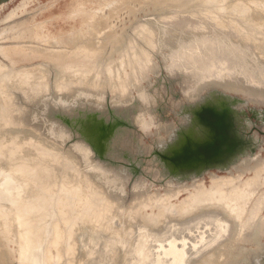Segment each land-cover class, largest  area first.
Instances as JSON below:
<instances>
[{"label":"bare ground","instance_id":"6f19581e","mask_svg":"<svg viewBox=\"0 0 264 264\" xmlns=\"http://www.w3.org/2000/svg\"><path fill=\"white\" fill-rule=\"evenodd\" d=\"M147 1L52 0L61 12L44 18L45 4L9 29L19 33L0 36L13 41L0 60V248L8 264H264V148L257 156L251 146L208 175L173 161L215 141L206 119H222L226 102L204 90L264 98L262 0ZM146 3L120 37L116 18ZM178 20L179 29L167 23ZM80 41L82 57H60ZM164 46L171 61L160 57ZM212 76L218 80L199 84ZM177 81L182 94L172 85ZM47 92L54 99L44 100L46 111L61 117L52 122L71 120L90 143L67 145L53 135L81 134L32 124L30 102ZM64 92H73L78 105L90 104L80 97L91 93L120 106H78L74 114ZM172 109L180 127L165 129L168 139L153 147L138 144L136 127L120 124L145 131ZM113 117L114 134L124 135L99 141L94 133ZM200 129L209 135L200 138Z\"/></svg>","mask_w":264,"mask_h":264},{"label":"rangeland","instance_id":"374dc122","mask_svg":"<svg viewBox=\"0 0 264 264\" xmlns=\"http://www.w3.org/2000/svg\"><path fill=\"white\" fill-rule=\"evenodd\" d=\"M21 0H15L14 2H12L10 4L9 7H7L5 10L8 11L9 8H12L14 5L18 4ZM50 0H36L34 2H32L29 6H28V12H26L24 14V17H28L30 15H33L34 13L39 11V8L45 4H47ZM62 2L64 0H61ZM255 2H260L261 1H257L254 0ZM51 2V1H50ZM48 3V6L44 9V18H47L49 16H51L52 14H57L59 12H61V8L60 5H56L51 7ZM60 3V1H59ZM147 3H151V0H148ZM147 3L146 5H144V9L143 6H140L142 4H138L135 7V12L132 10L129 11L128 10H124L123 13H121L122 15H120L119 19L116 18V20L114 21V23H116L117 28L121 29V27L123 28L120 34L123 36V34L125 33L126 29L128 28V26H130L139 16L140 12H144L147 10ZM262 4L264 5V0H262ZM62 5V4H61ZM140 7V9H139ZM53 9V10H52ZM138 9V10H136ZM151 9H153V7L151 6ZM48 10V11H47ZM47 11V12H45ZM122 12V11H121ZM46 13V14H45ZM124 16V17H123ZM123 17V18H122ZM149 19L151 20H157V18H155L153 15H150ZM120 20V21H118ZM124 20V21H123ZM161 22V20H158ZM120 22V23H119ZM125 22V24H123ZM163 22V21H162ZM120 25H119V24ZM168 25H170V28H175V29H179L182 26V22L180 20L174 22H167ZM3 27V24L0 22V28ZM119 31V30H118ZM91 38H94L93 35H95L94 33H89ZM97 36V35H96ZM99 36H97L98 38ZM43 38V37H42ZM164 38L167 39V37L164 36ZM45 41L50 40L48 38H43ZM111 43L107 44V49L108 47L114 46L111 45ZM109 45V46H108ZM78 49L76 48L75 51L72 52H59L58 54H61L60 57L64 58V59H72L76 56L82 57L83 54H85L84 52V48H82L81 46V41L80 43L77 45ZM54 49H57L54 46ZM92 50L97 51V48H94ZM169 52H170V47L169 46H164V48L162 49V53H160V57L162 59L167 58V60L171 61L172 58L169 56ZM37 60L34 62L36 63ZM171 74V73H170ZM182 74L179 75V78H182L181 76ZM172 78V75H171ZM170 76L168 79H164L163 82L164 83H170ZM218 80L215 76L212 77H208L206 78L204 81L201 80L199 81V84L205 83V82H212V81H216ZM173 87L176 88V91L180 88V84L179 82H172ZM185 85V84H184ZM259 88H264V87H259ZM177 93H181V90L177 91ZM204 94L208 95L210 93H218L221 94L220 97H222V99L226 102V106H224V108H228L230 109V113H231V117H232V123H233V128L236 132V134L238 135V138L240 140L239 144L236 146V148L234 149V152L229 156L228 160L226 161V165L227 166H231V163L234 162V160L236 159V157L234 158V156H244L246 152H248L251 148V146H255L256 147V151H257V156H260L262 154V152L260 153L259 150L264 148V98H254L256 100H248V98H250L249 96L244 95L243 93L240 92H223L222 90H219L218 88H211L209 90H204L203 92ZM44 97L42 99V95L38 96L37 98H35L34 100H31L30 102V106L27 109L28 112V116L30 117V120L32 122L33 125L41 128V130L46 131L48 130V128H51V126L54 125H60L62 127V125L64 126L63 128L66 129L68 128V126H65L63 123L58 124V123H53L52 120L50 119L54 117V115L50 116L49 112H52V109L49 110L48 112L46 111V104L44 103V100L47 99H54V97L49 93H44ZM63 95V100H65L63 102V104L67 105V106H74L76 107V109L74 108L73 110L71 109V112H75L78 111L79 109L77 108L78 106L80 107H86L87 105H90L93 108L98 107L100 110L104 108V104L107 107V109L112 108L114 109L115 107L120 106L119 103L115 102V99H103L100 98V96H95V94H91V93H87L86 95H81L80 97V103H84L85 101L87 103L90 104H80L75 102H72L73 100V92H64L62 93ZM181 97L183 98V95H181ZM180 98V97H179ZM57 100V99H56ZM59 100V98H58ZM258 100V101H257ZM100 101V104H97L94 102ZM187 103V102H185ZM52 105V104H51ZM97 105V106H95ZM79 107V108H80ZM161 118L158 119V121L156 123H154L152 126H150L149 128H147L145 131L138 128L137 124L132 123V126L128 127L127 125H125L123 123V126L126 127L129 130H133L134 127H136L137 130H139L141 132L140 134V142L138 144L140 145H149L152 146L154 143H156L157 141L160 140H167L169 135H170V130L164 131L165 129H167L168 127H170L171 125H173V127L179 128L180 127V118L179 115L172 110H170L169 112L162 114V116H160ZM109 118V117H108ZM113 120L114 119H110ZM110 120H108V122L110 123ZM131 120V119H130ZM129 120V121H130ZM128 122V121H127ZM126 122V123H127ZM131 123V122H128ZM105 125H99V129L101 130L100 132L103 133L105 132ZM67 130H69V133H73L74 132L68 128ZM157 131H163V132H157ZM48 132V131H46ZM55 134V133H54ZM123 134L124 132H120L117 134V136ZM68 133L67 132H62V137H59L57 135H53L54 138L58 139L59 141L65 140L67 142V145H73L74 142H76V140H84L82 139V137L80 136H73V137H68ZM116 135L113 137L114 139L117 137ZM188 137H186V143L188 142V140L190 139V135H187ZM85 141V140H84ZM86 142V141H85ZM153 147V146H152ZM152 154H154V151H152ZM157 154V153H155ZM97 158H101L100 156H97ZM102 159V158H101ZM118 161V160H117ZM105 162L112 166L115 167L116 169H118L119 167H123L124 168V164L123 162H109L107 160H105ZM225 163V162H224ZM127 167H130V163H127ZM219 168L216 166L213 167H207L206 170L204 169L203 173H206V175H208L209 170H218ZM225 169V168H222ZM130 170V168L128 169ZM140 176H143L142 173L139 174ZM160 188V187H157ZM2 258V262L3 264H8L7 262V257L5 255V253L1 250L0 248V259Z\"/></svg>","mask_w":264,"mask_h":264},{"label":"water","instance_id":"95a60500","mask_svg":"<svg viewBox=\"0 0 264 264\" xmlns=\"http://www.w3.org/2000/svg\"><path fill=\"white\" fill-rule=\"evenodd\" d=\"M221 111H223V113L221 112L219 113L224 116L222 119L216 120L213 119V117L211 119L208 118L206 119L207 122L206 124L211 128L212 130L211 133L214 134L215 141L214 142L211 141L210 143L212 144L210 145H208L209 144L208 143L206 146L202 145L199 147H192L191 152H188L185 155L184 154L181 155L180 153V155L177 156L178 158L176 157L177 159L174 158L175 160H173L175 161L174 163L179 168H186L187 171L198 172V171H204V169L206 170L207 167H213V166H216L218 168H223V166H225L227 163L226 161L231 160L228 158L234 152V149L239 144L240 140L233 128L232 117L230 113L231 110L223 107ZM76 112L77 111L71 113L75 114ZM112 112L113 110L111 111V115L114 114ZM54 118L61 119V117H55V116ZM112 119H114V121L110 120V123L107 121L108 123H106V125L104 126L106 128L105 132L101 133L100 132L101 130L98 128L97 131L94 133V136H96L99 139V141L100 140L106 141L107 143L109 142V140L111 141L114 140L113 137L115 136L114 134V127L116 122L115 120L118 118L113 117ZM61 122L65 126H68V128H70L73 132L75 133L79 132L81 134V136L80 135L79 136L82 137V139H84L87 143H90V140L88 139V135H84L82 133V130H80L75 124L71 123V120L66 121L64 119L63 121L61 120ZM123 123L128 127L132 126V123L128 124L126 122H122V121L120 122V124L122 125ZM83 129L85 130V127H83ZM117 138L118 137H116L115 139ZM94 150L97 151V147L94 148ZM102 151H104V149L101 147V151H99V153H103ZM97 155H99L101 158L103 157V155L100 154ZM235 157L236 156H234V158Z\"/></svg>","mask_w":264,"mask_h":264},{"label":"flooded vegetation","instance_id":"af4514ba","mask_svg":"<svg viewBox=\"0 0 264 264\" xmlns=\"http://www.w3.org/2000/svg\"><path fill=\"white\" fill-rule=\"evenodd\" d=\"M14 1L15 0H0V22L3 24V27L0 28V36L5 34V33H15V31H10L9 29L14 25L29 21L28 18L31 19V17H32V15H30L28 17H24V15H21V14H17V16H15V11L20 9L22 5H24V4L26 5V4H28L30 2H34L36 0H27V1L21 0L18 4L14 5L12 8H9L8 11H6L5 9L7 7H9L10 4ZM50 1H52V0H50ZM19 32L20 31L16 32L15 34H17ZM251 34L248 33L249 37L253 38V42H254L255 36L253 35L254 36L253 37ZM10 36H13V34H10ZM256 37H262V35L257 34ZM12 42L13 41H2V40L0 41V60L4 61L2 56H1V49L8 48V47L12 46V44H13Z\"/></svg>","mask_w":264,"mask_h":264},{"label":"snow or ice","instance_id":"6c2138e0","mask_svg":"<svg viewBox=\"0 0 264 264\" xmlns=\"http://www.w3.org/2000/svg\"><path fill=\"white\" fill-rule=\"evenodd\" d=\"M200 138H206L209 135L208 129H200L198 133Z\"/></svg>","mask_w":264,"mask_h":264}]
</instances>
